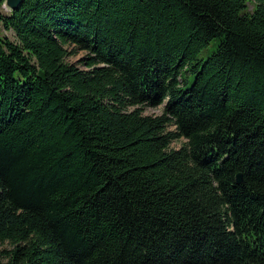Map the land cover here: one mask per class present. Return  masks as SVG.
Masks as SVG:
<instances>
[{
    "label": "trees",
    "instance_id": "16d2710c",
    "mask_svg": "<svg viewBox=\"0 0 264 264\" xmlns=\"http://www.w3.org/2000/svg\"><path fill=\"white\" fill-rule=\"evenodd\" d=\"M6 243L0 264H264V0L0 11Z\"/></svg>",
    "mask_w": 264,
    "mask_h": 264
},
{
    "label": "rangeland",
    "instance_id": "374dc122",
    "mask_svg": "<svg viewBox=\"0 0 264 264\" xmlns=\"http://www.w3.org/2000/svg\"><path fill=\"white\" fill-rule=\"evenodd\" d=\"M9 9H7L4 5H2V8H0V11H2V12H7ZM12 38H14L15 36L13 35V33L12 32H9L8 33ZM209 48V47H208ZM205 53V52H204ZM85 54V52H79V53H77V54H74V55H72V56H70L69 57V61H77L82 55H84ZM162 108H163V105H159L158 107H153V106H146L145 108H144V113L145 114H160V113H162ZM183 141L184 140H180V141H175L174 143H173V146L174 147H178V146H180V145H182L183 144ZM10 247V245H9V243H6V244H1L0 245V250L1 249H5V248H9Z\"/></svg>",
    "mask_w": 264,
    "mask_h": 264
},
{
    "label": "water",
    "instance_id": "95a60500",
    "mask_svg": "<svg viewBox=\"0 0 264 264\" xmlns=\"http://www.w3.org/2000/svg\"><path fill=\"white\" fill-rule=\"evenodd\" d=\"M24 0H6L4 6L8 9L15 10ZM237 181H241V174H238Z\"/></svg>",
    "mask_w": 264,
    "mask_h": 264
},
{
    "label": "clouds",
    "instance_id": "9594fccd",
    "mask_svg": "<svg viewBox=\"0 0 264 264\" xmlns=\"http://www.w3.org/2000/svg\"><path fill=\"white\" fill-rule=\"evenodd\" d=\"M0 3H5L6 4V0H0Z\"/></svg>",
    "mask_w": 264,
    "mask_h": 264
}]
</instances>
